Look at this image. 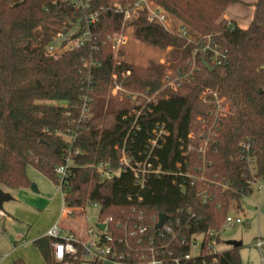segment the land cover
Here are the masks:
<instances>
[{
    "label": "trees",
    "instance_id": "1",
    "mask_svg": "<svg viewBox=\"0 0 264 264\" xmlns=\"http://www.w3.org/2000/svg\"><path fill=\"white\" fill-rule=\"evenodd\" d=\"M151 1L183 23L193 38L217 34L229 51V62L212 64L209 69L204 64L210 60L207 56L196 57L199 68L194 79L177 90L164 89L158 102L134 126L135 116L129 115L133 104L126 97L109 94L111 88L119 83L128 89L154 92L163 86L167 67L153 59L145 64L128 60L124 47L119 57L114 56L111 36L120 31L124 14L115 8L113 0H91L92 11L98 12L91 41L58 57L48 54V44L58 32L67 33L77 22L82 23L85 16L73 0H0V187H30L28 167L57 184L56 167L65 163L68 155L67 136L77 133L75 147L81 152L72 155L73 164L63 187L64 201L72 208L99 205L98 220L112 218L107 228L113 238L109 244L124 254V263L131 264L150 257L145 248L148 237L157 233L155 225L161 213L168 219L189 220L199 231L222 230L230 202L241 203V189L250 192L239 152L244 139L253 140L259 174L264 176V0L247 3L253 7V14L246 27L222 18L238 0ZM133 25L135 38L164 49L173 46L167 56L177 60L174 68L188 69L194 46L177 31L150 24L147 12H141ZM206 88L217 91L228 108L218 136L210 144L207 176L227 181L231 188L186 181L183 191L180 172L198 173L201 168L197 150L186 154L182 145L186 147L188 141L196 144L203 132L199 117H207L210 110L201 99ZM85 96L91 98L90 114L81 118ZM160 125L169 133L153 152L157 159H150L163 173L150 175L144 188L136 185L131 170L111 180L102 179L96 168L99 162L118 167L121 154L117 146L125 140L128 155L136 162L143 160ZM190 133L195 140L189 139ZM200 191L210 198L203 201ZM195 219H199L196 227ZM135 223L147 225L148 232L128 234ZM2 229L0 221V232ZM170 237L166 235L164 243ZM52 240L45 235L34 241L42 264L85 261L79 243L77 254L58 261ZM13 264L25 263L17 260ZM216 264H243L240 247L229 245Z\"/></svg>",
    "mask_w": 264,
    "mask_h": 264
},
{
    "label": "built area",
    "instance_id": "2",
    "mask_svg": "<svg viewBox=\"0 0 264 264\" xmlns=\"http://www.w3.org/2000/svg\"><path fill=\"white\" fill-rule=\"evenodd\" d=\"M73 2L75 7L85 14L82 22L84 24L81 25L82 23L79 21L69 32H58L54 35L47 46V52L51 56L58 57L63 52L69 49L81 47L82 45L90 42L92 39V25L98 20V12L92 11L91 0H73ZM114 6L117 10L124 14V21L135 17L138 18L141 12H147V21L150 24L161 26L167 31H172L168 14L164 12L160 6L154 5L150 0H132L127 5L115 3ZM77 31H80L79 34L73 37ZM177 34L181 38L186 39L187 43L194 46L192 50V60L188 62V69L176 68L175 70H170L164 77L163 86L154 92H150L146 89H128L119 83H115V85L111 88L114 95H118L121 98L126 97L133 104L134 108L129 115L133 114L135 116L134 126L136 125L137 119L150 111L152 104H156L158 102L164 89L168 88L177 90L194 79L195 73L199 68L196 62V57L207 56L210 60L205 61L211 66L212 64L215 66H222L229 62V51L222 45L217 34L202 35L195 39L189 33L187 27L183 24L178 26ZM111 41L114 54H118L120 49L128 42V36L123 30L118 31L111 36ZM126 74H130V71H127ZM123 75H125V73H123ZM201 99L204 103L209 104L210 106L208 116L199 117V121L203 127V132L196 144L188 141L186 147L182 145L186 154L192 150H197L199 153V159L201 160V168L198 169V173H192L189 171L180 172L182 181L179 182V186L184 191L187 188L188 181L191 185H194L197 181H203L219 185L225 190L230 189L231 186L229 182L224 180L219 181L216 178H209L207 176V173L210 171V162L208 161L210 144L215 137L218 136L219 124L226 115L228 108L224 103V100L218 95V92L212 88H206L201 96ZM90 100L91 98L85 96L82 105L81 118L89 116ZM168 133L169 132L164 126L160 125L156 127L154 130V137L150 139L145 151V158L137 162L134 161L130 155H128L127 140H125L122 146H117V149L121 154L118 167H113L110 162L103 161L96 165L102 179L111 180L115 176L120 175L122 171L131 170L134 174L136 185L144 188L150 175H160L164 171L160 165L157 166L154 164L153 160L155 161L157 157L153 152L156 148L161 146V141L165 140ZM76 137L77 133L69 135V150L66 161L56 167V175L58 178L57 185L62 192L63 203L66 205L63 207L62 216L70 215L74 210V208L67 206L64 201L63 187L65 183H67V179L70 174V167L73 164V153L81 152L75 147ZM189 139L195 140L194 133L189 134ZM239 152L240 159L245 163L244 176L250 189L249 193H253L254 190H257L258 192L264 194V176L259 174L256 149L254 147L253 140L250 138L244 139L240 144ZM150 158H153V160ZM188 165L190 166V162H188ZM178 166L180 167L181 164L178 163ZM240 191L242 193V198L243 196L249 194L243 189ZM198 194L202 196L203 201H207V199L210 198L207 192L200 191ZM192 217H194V214ZM111 220V217L105 220L106 226L104 229H101L98 225L97 229H90V233L92 234L96 232L97 237L96 240L82 245V254L86 257L90 256L91 259L98 264L106 258L111 259L114 264H128L123 262L124 254L118 253L115 248L109 244L113 241L112 235L107 232L108 221ZM192 220H194V218H192ZM198 221L199 219H195V227L197 226ZM243 222L244 221L239 215L228 213L222 230L225 226H234ZM119 225H123L125 229H129L127 224L119 223ZM156 225L155 229L157 233L148 237V246H146L145 249L150 252V257L148 256L149 258H142V261H146L145 263L216 264L218 256L224 250L219 248V239L222 230L218 231L208 229L199 231L193 229V225L189 220L184 222L179 217L169 219L166 218L160 229H157ZM174 228H178V230H175ZM148 229L147 225L135 223L129 230L128 234H146ZM168 234L171 235L170 240L167 243H164L166 235ZM46 236L53 238L50 245L53 248L55 258L58 261H62L66 255L77 254L78 246L76 243L79 241L72 234L62 236L61 227L58 223L47 231ZM58 238H62L63 240H59ZM138 242L142 243V239L140 238ZM257 246L262 248L264 246V241L259 239ZM183 247H187V251H182ZM195 247L197 249L194 253L192 249ZM262 261L264 264V256L262 257Z\"/></svg>",
    "mask_w": 264,
    "mask_h": 264
},
{
    "label": "rangeland",
    "instance_id": "3",
    "mask_svg": "<svg viewBox=\"0 0 264 264\" xmlns=\"http://www.w3.org/2000/svg\"><path fill=\"white\" fill-rule=\"evenodd\" d=\"M113 1L114 4L117 3L121 5H127L131 0ZM124 1L127 2L124 3ZM251 1L254 0H238L236 3L231 4L222 16L223 20L227 23L235 20L241 27H246L249 24L253 14V7L247 4ZM151 2L154 5H157L153 1ZM168 16L170 19V27L173 32H176L178 26L182 25L183 23L176 20L174 17H171L169 14ZM135 18L128 19L127 21L123 20V23L121 25L120 31L123 30L128 36V42L123 46L126 53L125 57L128 60L141 64L147 63L149 59L159 61L167 67L166 74L170 70H175L176 68H174V64L177 63V60L170 59L167 56L173 49V46H168L166 49H164L159 44L154 45L142 39L135 38L133 35L135 28L133 25V20ZM119 54L120 51L118 52V54H114V56L119 57ZM109 94L114 95L112 93V89L110 90ZM67 138H69V135L67 136ZM28 176L30 177L32 183H35L37 186L38 184H40L42 187H44V190H50L51 196H54V193L57 192V198L52 202L50 210L56 211L57 217L59 219L60 215L63 212V207L66 205H64L63 203L61 192L60 190H58L59 188H57L58 185H56L43 173L39 172L33 167H28ZM30 191L33 198L30 199L31 206L28 208L32 209L31 211L33 213L31 215L29 214L27 218L32 221L31 225L33 226L31 230L34 232L41 229L43 226V220L39 222H37L36 220L38 216L41 218L42 216H45L44 214L47 213V208L45 207L47 202L39 198L40 194H38V192H35L32 189ZM7 193L16 195L15 192L11 193L7 191ZM13 195L11 200L6 201L3 204L4 211H7V208L9 207L12 214H14L13 212L18 205V200L17 198L14 199ZM1 211L3 210L0 209V212ZM73 211L74 212L70 215H63L62 220H66V222H63L62 224L65 227L64 232L70 231L71 227L73 229L75 228L76 230H81V232H86V236H83L80 239H78L76 234L74 233L75 238L81 245L82 252L83 244L96 240L97 233L95 232L91 234L90 229H97V224L105 223V221L98 220L99 205L94 203H88L83 207H75ZM228 213L239 215L244 222L238 223L234 226L224 227L220 234L221 242L219 248H228L229 245L227 244V241L229 240L241 241L242 245L240 247V254L243 264H263L262 257L264 256V246L262 248H259L257 246V242L259 239L264 241V194L258 192L257 190H254L253 193H249L243 196L241 203L231 201ZM1 222L5 230L2 234H0V256L5 255L6 252L10 250L9 248L12 247V244H16L18 251L14 254V260H23L25 264H42V257L37 246L34 244V240L41 237L42 235H46V233H42L41 236L36 237L32 241H29V237L27 236L24 237L25 239L18 241L15 238L16 234L25 230V226L22 225V219L7 222V220L1 216ZM196 249L197 248L195 247L192 249V251L195 253ZM82 258L85 260L82 264H98L95 263V261H93L90 256L86 257L82 254ZM3 262V264H7L8 262H10V264H13L14 261ZM145 262L146 261L140 260L138 262H133L132 264H148ZM99 264H114V262L111 259L106 258L103 259Z\"/></svg>",
    "mask_w": 264,
    "mask_h": 264
},
{
    "label": "crops",
    "instance_id": "4",
    "mask_svg": "<svg viewBox=\"0 0 264 264\" xmlns=\"http://www.w3.org/2000/svg\"><path fill=\"white\" fill-rule=\"evenodd\" d=\"M37 187H38V194H40L39 198L47 202L46 206H45L47 208V213L44 214L45 216H42L41 218L38 216L36 221L39 222V221L43 220V226H42L41 229H39L37 231H34V232L31 230V228L33 226V225H31L32 221L29 218H27V216L29 214L31 215L33 213L31 211L32 209L28 208V207L31 206L30 199L33 198L31 193H30L31 192L30 191L31 190L30 187H24V188H19V189H6V188H3L6 192L9 191L11 193L12 192L16 193V195H13V194L12 195H13L14 199L17 198L18 205H17L16 209L13 212L14 214H12V212H11L9 207L7 208L8 209L7 211H4V209H3V211L0 212V221H1V216L3 218H5L7 220V222H10V221H13V220L16 221V220L22 219V222H23L22 225L25 226V230H23L21 232H18L16 234V236H15L16 240L21 241L22 239H25L24 238L25 236H27V237H29V241H32L36 237L41 236L42 233H47V231L51 227H53L56 223H58L60 225V227H61V235L62 236H67V235H70V234L74 235V233L76 234L78 239L82 238L83 236H86V232L85 231L81 232V230H76L75 228L73 229L72 227L70 228V231L64 232L65 227H64V225L62 223L66 222V220L65 221L62 220L63 219L62 214L60 215V217L58 219L56 211H53V210L51 211L50 210L52 202L57 198V195H58V194H56L57 192L54 193V196H51L50 190H47V189L44 190V187H42L40 184H38ZM58 190H60V189H58ZM61 196H62V200H63L62 192H61ZM22 204H24V205H22ZM22 215H24L25 217L22 216ZM57 219H58V221H57ZM70 224H72V223H70ZM4 230H5V228L3 226V229L0 232V234H2ZM43 236H45V235H42L41 237H43ZM36 239H38V238H36ZM29 241H28V243H29ZM9 249L10 250L7 251L5 255L0 256V264H3L4 263L3 261H14L15 262V261L19 260V259H15L14 260V254L18 251V248L16 247V244H12V247H10ZM40 255H41V253H40ZM41 257H42V255H41ZM42 261H43V257H42ZM7 264H10V262H8Z\"/></svg>",
    "mask_w": 264,
    "mask_h": 264
},
{
    "label": "water",
    "instance_id": "5",
    "mask_svg": "<svg viewBox=\"0 0 264 264\" xmlns=\"http://www.w3.org/2000/svg\"><path fill=\"white\" fill-rule=\"evenodd\" d=\"M205 66L208 67L209 69H212V66L208 63V62H204ZM30 188L35 191L38 192V187L35 183H31ZM12 199V195L10 193H7L3 188L0 187V209L3 210V204L6 201H9ZM166 219V214L165 213H161L159 216V221L156 225L157 229H160L164 223ZM101 229H104L106 226V223H98L97 224ZM227 244L233 247H241L242 242L241 241H237V240H229L227 241Z\"/></svg>",
    "mask_w": 264,
    "mask_h": 264
}]
</instances>
